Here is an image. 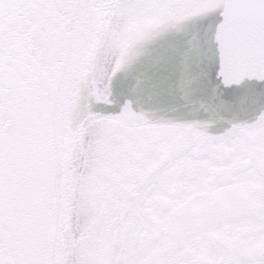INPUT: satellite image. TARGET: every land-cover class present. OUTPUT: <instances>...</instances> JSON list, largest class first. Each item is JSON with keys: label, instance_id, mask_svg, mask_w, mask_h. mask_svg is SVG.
<instances>
[{"label": "snow or ice", "instance_id": "snow-or-ice-1", "mask_svg": "<svg viewBox=\"0 0 264 264\" xmlns=\"http://www.w3.org/2000/svg\"><path fill=\"white\" fill-rule=\"evenodd\" d=\"M0 264H264V0H0Z\"/></svg>", "mask_w": 264, "mask_h": 264}]
</instances>
